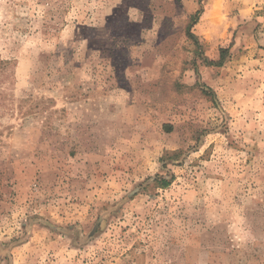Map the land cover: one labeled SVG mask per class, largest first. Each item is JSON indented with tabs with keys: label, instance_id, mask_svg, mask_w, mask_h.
<instances>
[{
	"label": "rangeland",
	"instance_id": "rangeland-1",
	"mask_svg": "<svg viewBox=\"0 0 264 264\" xmlns=\"http://www.w3.org/2000/svg\"><path fill=\"white\" fill-rule=\"evenodd\" d=\"M0 264H264V0H0Z\"/></svg>",
	"mask_w": 264,
	"mask_h": 264
},
{
	"label": "trees",
	"instance_id": "trees-1",
	"mask_svg": "<svg viewBox=\"0 0 264 264\" xmlns=\"http://www.w3.org/2000/svg\"><path fill=\"white\" fill-rule=\"evenodd\" d=\"M200 14H201V11L197 12L196 14H194L192 16L191 19L193 20V24H196L198 22V20L200 19ZM189 28H191V26H189ZM188 34L191 38L197 40L196 37L193 34H191L190 30H189ZM227 54H228V49L227 48H221L220 49V57L217 61H213V60L212 61H205V63L207 66L222 67L224 65L226 58H227ZM169 184H170V181H168L167 179H163L161 186L163 188H165Z\"/></svg>",
	"mask_w": 264,
	"mask_h": 264
}]
</instances>
